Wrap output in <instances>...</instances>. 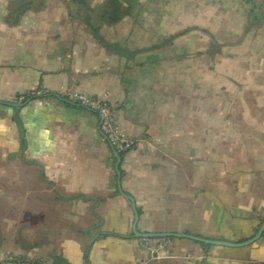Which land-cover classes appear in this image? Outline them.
I'll return each mask as SVG.
<instances>
[{"label": "crops", "instance_id": "crops-1", "mask_svg": "<svg viewBox=\"0 0 264 264\" xmlns=\"http://www.w3.org/2000/svg\"><path fill=\"white\" fill-rule=\"evenodd\" d=\"M123 5L0 0V259L264 264V62L103 40ZM65 92L109 102L127 148Z\"/></svg>", "mask_w": 264, "mask_h": 264}, {"label": "rangeland", "instance_id": "rangeland-1", "mask_svg": "<svg viewBox=\"0 0 264 264\" xmlns=\"http://www.w3.org/2000/svg\"><path fill=\"white\" fill-rule=\"evenodd\" d=\"M125 2L123 7L116 6L122 8L119 13L127 12L125 20L117 28L104 31L103 40H116L124 48H180L182 54L191 53L200 60L212 56L217 62L222 56L256 54L254 59L264 62V48L259 45L262 36L257 35L264 31V25L249 19L252 16L247 11L256 10V5H244L243 0ZM59 5L54 1L49 6Z\"/></svg>", "mask_w": 264, "mask_h": 264}, {"label": "built area", "instance_id": "built-area-1", "mask_svg": "<svg viewBox=\"0 0 264 264\" xmlns=\"http://www.w3.org/2000/svg\"><path fill=\"white\" fill-rule=\"evenodd\" d=\"M41 90H35L27 94L19 96L20 100L42 96ZM64 97L73 101L80 107L94 113L99 119V131L107 140L109 145L115 150H124L128 144H124L122 131L116 122L114 110L109 102L95 97L86 96L77 92H65ZM145 242L150 245L157 241H168V238L163 236L142 237ZM0 264H44L42 261L29 257H6L0 259Z\"/></svg>", "mask_w": 264, "mask_h": 264}, {"label": "water", "instance_id": "water-1", "mask_svg": "<svg viewBox=\"0 0 264 264\" xmlns=\"http://www.w3.org/2000/svg\"><path fill=\"white\" fill-rule=\"evenodd\" d=\"M0 103L8 104V102L2 101V100L0 101ZM260 235H261V232H258V234L253 239L247 240L244 243H241V245L249 244L250 242L254 241L256 238L260 237ZM139 236H141V237H156V236L166 237V236H169V234H166V235L139 234ZM197 240H199V239H197ZM223 244H228V243H223ZM229 245H239V244H229Z\"/></svg>", "mask_w": 264, "mask_h": 264}]
</instances>
